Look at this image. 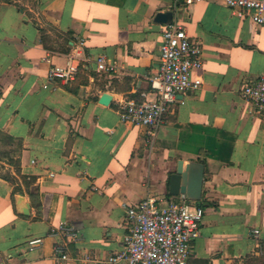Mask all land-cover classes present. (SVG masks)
<instances>
[{"label":"crops","instance_id":"0c3cea01","mask_svg":"<svg viewBox=\"0 0 264 264\" xmlns=\"http://www.w3.org/2000/svg\"><path fill=\"white\" fill-rule=\"evenodd\" d=\"M167 10L201 47L193 75L202 85L179 94L149 135L121 124L119 102L153 99L148 76L167 26L154 17ZM98 56L117 72H98ZM70 58L75 80H49ZM262 74L264 26L235 16L225 0L177 8L173 0H0V257L58 264L49 233L67 224L81 237L69 256L106 264L124 249L128 207L152 195L186 200L169 194L170 176L179 160H203L202 197L192 202L204 214L187 264H264V118L242 95ZM6 159L18 160L25 182ZM36 238L42 244L30 250Z\"/></svg>","mask_w":264,"mask_h":264},{"label":"built area","instance_id":"2783aa9c","mask_svg":"<svg viewBox=\"0 0 264 264\" xmlns=\"http://www.w3.org/2000/svg\"><path fill=\"white\" fill-rule=\"evenodd\" d=\"M203 0H173L174 6L190 7ZM232 14L247 18L258 26H264V0H225ZM83 45V40H79ZM202 50L187 35L179 20L168 24L161 36L159 46V64L156 71L148 76L153 99L141 101L129 99L119 102V120L121 124L145 128L154 135L162 123L169 107L178 102V95L193 92L202 85V78L194 76L193 71L202 67ZM85 63L90 58H84ZM98 72L112 75L117 72L115 62H107L104 56L95 59ZM78 70L73 58L64 66H54L48 72L49 80L70 83L75 80ZM242 95L250 100L257 115L264 118V74L252 86L245 87ZM204 210L192 201L175 203L157 196H146L127 209V233L123 237L124 249L109 255L106 264H187L190 242L199 235ZM259 230L250 235L257 238ZM49 236L54 238L53 254L58 264L78 261L88 264L86 254L72 259L68 254V245L80 241V234L67 224H60ZM42 239L29 240L30 250L42 244ZM0 264L8 260L0 257Z\"/></svg>","mask_w":264,"mask_h":264},{"label":"water","instance_id":"95a60500","mask_svg":"<svg viewBox=\"0 0 264 264\" xmlns=\"http://www.w3.org/2000/svg\"><path fill=\"white\" fill-rule=\"evenodd\" d=\"M174 13L171 10L158 12L154 17V22L161 24H171ZM111 102V96L104 93L99 98L101 105L107 106ZM204 182V163L203 160L190 161L183 163L177 162L176 170L170 176L169 194L172 196L182 195L186 200L198 202L201 200ZM17 211L21 215H28L29 205L24 197H15Z\"/></svg>","mask_w":264,"mask_h":264},{"label":"trees","instance_id":"16d2710c","mask_svg":"<svg viewBox=\"0 0 264 264\" xmlns=\"http://www.w3.org/2000/svg\"><path fill=\"white\" fill-rule=\"evenodd\" d=\"M4 139H5V142H8L9 144L12 142V138L11 137H9V136H5L4 137ZM10 164H12L13 166H14V168H15V171H16V174L18 175V176H20V174H19V166H18V160H10V162H9ZM4 179H6V180H8L9 182H14V178H13V176H10L9 174H4L3 176H2ZM20 178L25 182L26 180V178L24 177V176H20ZM31 182V181H30ZM29 181H28V183H30ZM197 203H199V202H197Z\"/></svg>","mask_w":264,"mask_h":264},{"label":"rangeland","instance_id":"374dc122","mask_svg":"<svg viewBox=\"0 0 264 264\" xmlns=\"http://www.w3.org/2000/svg\"><path fill=\"white\" fill-rule=\"evenodd\" d=\"M4 162H5L6 164H8V163L10 162V160H7V159H6ZM4 170H5V169H0V172H1V173H4V172H5ZM174 202H175V203H178V202H176V201H174Z\"/></svg>","mask_w":264,"mask_h":264}]
</instances>
